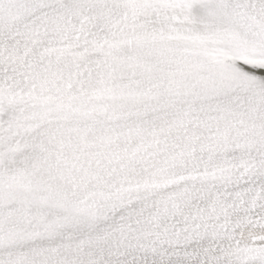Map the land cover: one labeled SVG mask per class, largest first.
Here are the masks:
<instances>
[{"label":"snow or ice","instance_id":"obj_1","mask_svg":"<svg viewBox=\"0 0 264 264\" xmlns=\"http://www.w3.org/2000/svg\"><path fill=\"white\" fill-rule=\"evenodd\" d=\"M0 264H264V0H0Z\"/></svg>","mask_w":264,"mask_h":264}]
</instances>
